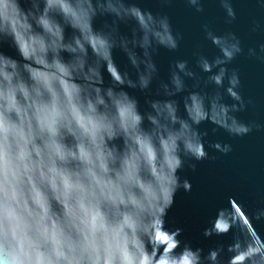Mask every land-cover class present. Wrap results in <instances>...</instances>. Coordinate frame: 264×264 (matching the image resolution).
I'll list each match as a JSON object with an SVG mask.
<instances>
[{
  "label": "clouds",
  "instance_id": "obj_1",
  "mask_svg": "<svg viewBox=\"0 0 264 264\" xmlns=\"http://www.w3.org/2000/svg\"><path fill=\"white\" fill-rule=\"evenodd\" d=\"M215 2L231 25L235 0ZM184 3L205 13L206 0ZM250 30L264 33V18ZM200 31L216 54L197 44L163 78L155 57L184 34L143 0H0V264H264V197L229 196L202 229L221 237L211 246L169 221L192 188L185 166L233 150L204 122L264 130L237 115L255 101L230 67L241 54L264 63V40L245 47L211 19Z\"/></svg>",
  "mask_w": 264,
  "mask_h": 264
},
{
  "label": "water",
  "instance_id": "obj_2",
  "mask_svg": "<svg viewBox=\"0 0 264 264\" xmlns=\"http://www.w3.org/2000/svg\"><path fill=\"white\" fill-rule=\"evenodd\" d=\"M143 6L153 11L167 12L174 29L184 34L177 53L162 48L155 57L160 76L163 78L167 77L170 59L175 55L190 58L197 44L206 54L210 56L216 54L217 50L203 40L200 31V24L205 19H211L218 31L228 29L235 31L241 36L245 47L254 46L264 40V33L250 30L253 16L264 18V8L257 5L255 0H235L237 19L231 25L224 23L222 10L217 7L215 0H206L205 13H196L184 3V0H174L171 5L162 3V0H143ZM102 19L97 20V24L101 23ZM120 30L127 32L128 26L121 24ZM115 55L118 62L123 64V55L118 51ZM230 67H236L240 72L245 98L252 97L255 101L254 105H250L237 115L246 122L264 121V63L241 54ZM200 127L209 130L206 139L231 143L233 150L228 154H221L209 149L210 157L215 155L216 159L196 161L195 170L185 166L181 175L191 181L192 188L187 192L182 188L177 191L174 204L169 210V221L174 226L182 227L183 234L194 243L207 247L221 237H204L202 229L209 225L217 208L226 203L229 196L237 199L232 200L233 207H238L240 201L252 206L257 203L258 197H264V130L254 129L247 136L233 137L222 128L211 132L214 125L207 122Z\"/></svg>",
  "mask_w": 264,
  "mask_h": 264
}]
</instances>
